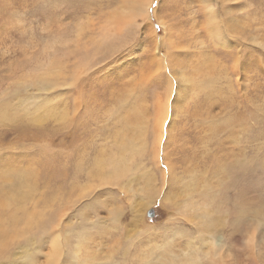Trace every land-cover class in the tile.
<instances>
[{
	"label": "rangeland",
	"instance_id": "374dc122",
	"mask_svg": "<svg viewBox=\"0 0 264 264\" xmlns=\"http://www.w3.org/2000/svg\"><path fill=\"white\" fill-rule=\"evenodd\" d=\"M206 5L0 0V264H162L171 240L168 259L185 264L190 246L210 254L202 230L217 243L205 263L264 264V0H212L220 36ZM82 32L101 53L75 79ZM53 58L64 79H39ZM45 104L59 115L38 121ZM135 109L141 170L107 180L96 163L121 154Z\"/></svg>",
	"mask_w": 264,
	"mask_h": 264
},
{
	"label": "bare ground",
	"instance_id": "6f19581e",
	"mask_svg": "<svg viewBox=\"0 0 264 264\" xmlns=\"http://www.w3.org/2000/svg\"><path fill=\"white\" fill-rule=\"evenodd\" d=\"M206 3H207V5L205 6V9H206V15H207V23L209 24V27H211V29L214 30L213 33L216 34V36H220L222 34V31L226 28V24L221 20L220 15L217 13V11L211 5L212 0H205V4ZM123 9L135 10V9H137V7L134 5L126 7L124 4H122L118 10H123ZM113 22H114V17L109 19L107 29L111 28V26L113 25ZM234 28L237 29V26L234 25ZM109 34H110V31L106 30L105 34H104L103 42H105L107 40ZM74 42L76 45H75L72 53L74 54L75 59H77L76 64L74 66L75 79H77L82 72L88 71L89 69H91L93 67L94 58H93L92 52H93V49H96L94 51V54L97 53L99 55L101 53V50H100L101 42L100 43L92 42V39L87 34V32L79 33ZM67 50L68 49L65 48L64 52L66 53ZM63 67H64V64L62 63V59L53 58L51 60V62H48V64L45 66L44 69L42 68L41 70H39V75L37 77L39 79L44 78L43 80H46L49 82L58 81L60 79L62 80L64 78H63V73L61 72L60 69L61 68L63 69ZM175 77H178V76H175ZM34 78H36V77H34ZM30 79H32V78H30ZM171 82H173V80H171ZM177 82H179V81H177ZM132 84H134V83H131V85ZM127 85H129V84H127ZM172 85L174 86L175 84L172 83ZM134 86H135V84H134ZM175 89H171V90L175 91ZM177 89L179 92V88H177ZM179 94H180V92H179ZM37 106H39V105L37 104L36 107ZM40 108L41 109H40V111L36 117V119L38 121H41L43 118L46 119L45 115H54V114L57 115V113H58L57 111L55 113V111L52 110L50 108V105H48V104L40 105ZM169 109L170 108L167 106L164 110L162 109L163 111H160L161 115L158 114V115H160V116H158L159 117L158 121L161 125L160 126L161 132H166L165 130L169 129L167 127V126H169L167 123L169 121V115L171 114ZM140 114H141L140 111L138 109H135L131 112V114L129 116H127L125 118L127 124L121 130V132L122 131L124 132L121 135L122 139H123L120 143L122 145V148H123V149H121V154L120 155L118 154L116 156H112L110 154L106 158H103V159H100L97 161L96 164L102 169V171L104 173L109 171V175L107 176V180H111V181L121 180V181H123L127 175L131 176L130 174H132V173H134V175L136 177V173H137L136 171L141 170L139 168V165L137 164L138 162L136 161V157H138L139 155L144 153L146 150L145 141H143V135L147 132L148 127L144 126L145 122L143 120H141ZM58 115H59V113H58ZM62 119L65 120V117H63ZM166 127L168 129H166ZM133 166H135L137 169H134ZM149 174H150V172H147L145 170L144 172L140 173V176L143 178H148V180L150 179V183H151L153 176L149 175ZM132 179H133V176H132ZM128 182H130V179L128 180ZM147 185H148V181H147ZM125 186H126V184H125ZM123 187H124V185H123ZM147 205H148V203L144 202L143 207H141L140 209L137 210L138 213L139 212L141 213L139 216L144 215V210H145ZM142 216H141V218H142ZM137 218H138V216H137ZM200 222L204 224L203 221L200 220ZM212 224H213V226H216V227H219V225H220V224H217L214 222ZM204 225L207 226L206 224H204ZM92 229H93V227H92ZM5 232H6V234H8L7 231H5ZM0 233H3V230L1 227H0ZM206 234H207L206 230L201 231V233H200V237L202 239L201 244H205V243H208V241H210L209 242L210 245L208 247L210 250V254L207 257H205L204 255L201 254V252L197 253L195 245L190 246L191 249H194L196 251V254L189 255V257L184 260L185 264H207V263H205V259L209 262L211 259H212V261L216 259V256H218L216 254L217 243L213 240V238L207 239V237H202L203 235H206ZM173 244H174L173 240H171L170 244L162 245L161 251L163 254L162 255L163 258L158 257L157 258L158 262H160L162 264H179L180 260L178 258L177 259H175V258H169L168 259V257L170 256V253H171L170 247L173 249V247H174ZM56 245H57V242L55 243V247H56ZM5 246L9 247L8 244H3L2 246H0V253H3L5 251ZM58 246H59V244H58ZM175 247H176V245H175ZM154 253H156V252H152V253H150V255H152ZM28 254H30V253H28ZM96 258H97V256H96ZM145 264H149V262L146 261ZM214 264H218V263L214 262Z\"/></svg>",
	"mask_w": 264,
	"mask_h": 264
},
{
	"label": "water",
	"instance_id": "95a60500",
	"mask_svg": "<svg viewBox=\"0 0 264 264\" xmlns=\"http://www.w3.org/2000/svg\"><path fill=\"white\" fill-rule=\"evenodd\" d=\"M148 215H149V216H154V210L151 209V211L148 212Z\"/></svg>",
	"mask_w": 264,
	"mask_h": 264
}]
</instances>
